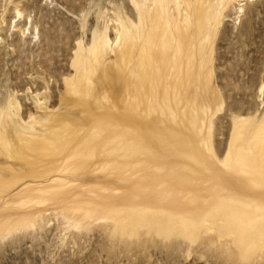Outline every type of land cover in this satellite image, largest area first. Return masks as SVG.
Returning a JSON list of instances; mask_svg holds the SVG:
<instances>
[{
	"label": "rangeland",
	"instance_id": "obj_1",
	"mask_svg": "<svg viewBox=\"0 0 264 264\" xmlns=\"http://www.w3.org/2000/svg\"><path fill=\"white\" fill-rule=\"evenodd\" d=\"M0 264H264V0H0Z\"/></svg>",
	"mask_w": 264,
	"mask_h": 264
},
{
	"label": "bare ground",
	"instance_id": "obj_2",
	"mask_svg": "<svg viewBox=\"0 0 264 264\" xmlns=\"http://www.w3.org/2000/svg\"><path fill=\"white\" fill-rule=\"evenodd\" d=\"M178 30L182 31L181 28H179ZM154 60H155V57L152 54V59H150V62L153 64L155 62ZM137 92L140 93V90L136 89V93ZM130 111H134V109L133 108L126 109L124 111V113L118 117V119L120 121L128 120L131 122H135L136 121V119H135L136 114L134 113V115H133V113ZM132 133L135 136H138L140 138V140L139 139H137V140L141 141L143 143V147L144 146L145 147H152L154 145H158L162 151V154H165V155H167V147H171V149L176 150L178 145L180 144V142L183 141L180 138H176L174 135H165L164 132H160L159 130H155L152 133H147L145 136H142L141 132H139V125L134 126V131H132ZM44 149H45V151L48 150V148H44ZM169 168H170V166L168 165L164 168V170H170ZM150 179L153 180V178H150ZM155 180L158 182L159 180H161V177H157V178H155Z\"/></svg>",
	"mask_w": 264,
	"mask_h": 264
}]
</instances>
